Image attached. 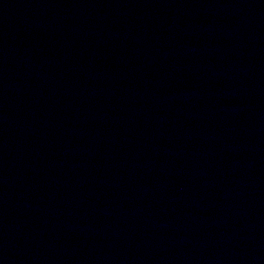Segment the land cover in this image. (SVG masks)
<instances>
[{"label":"water","instance_id":"water-1","mask_svg":"<svg viewBox=\"0 0 264 264\" xmlns=\"http://www.w3.org/2000/svg\"><path fill=\"white\" fill-rule=\"evenodd\" d=\"M0 264H264V0H0Z\"/></svg>","mask_w":264,"mask_h":264}]
</instances>
